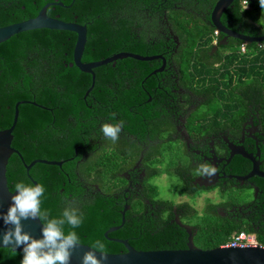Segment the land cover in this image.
Masks as SVG:
<instances>
[{
	"label": "trees",
	"instance_id": "obj_1",
	"mask_svg": "<svg viewBox=\"0 0 264 264\" xmlns=\"http://www.w3.org/2000/svg\"><path fill=\"white\" fill-rule=\"evenodd\" d=\"M217 1L197 0L198 7L208 13ZM192 2L0 0V27L34 18L44 5L54 4L46 11L48 17L86 27L81 62L93 63L122 52L167 57L163 36L156 34L149 39L145 30L150 23L154 24L152 28L156 27L165 15L181 41L175 56L181 86L206 96V109L216 114L221 113L222 106L225 109L236 104L242 110L247 97L252 96L261 103L260 113L264 117V42L243 44L231 38L228 47H219L217 62L221 64L214 67L208 52L221 35H215L209 25L210 14L203 20L187 12ZM220 22L241 35L264 36V7L259 0H234ZM75 42L72 32L37 29L0 43V131L11 126L16 103L34 102L42 108L19 105L11 146L26 165L35 160L62 162L60 167L36 163L27 173L20 158L11 155L6 167L9 190L16 191V183L42 184L45 191L40 207L48 213V219L61 218L66 207L76 208L83 222L75 229L65 224V234L75 231L80 244L88 247L99 240L107 254L126 252L123 245L112 239L126 240L137 251L186 249V232L171 221L173 207L181 212L180 219H197L193 244L199 249L217 248L240 232L254 235L264 247V196L259 200L255 218L240 222L220 217L209 201L202 212L189 203L176 204L159 198L152 201L159 192L150 185L147 197L158 206L156 218L150 212L144 215L145 209L138 199L124 201L125 181L120 170L137 152L127 155V145L119 139L115 143L107 139L109 145L99 148L93 141L103 135L100 128L105 123L123 121L124 130L138 133L148 117L145 114L151 113L144 104L146 99L162 94L158 88L163 86L164 73L153 74L160 66L159 60H116L93 69V87L86 95L92 77L71 65ZM199 117L197 113L191 114L189 126L199 130L203 123L194 122ZM160 128L161 125L154 126L151 136L160 134ZM155 149L160 167L150 176H176L184 184L182 192L192 197L194 194L188 191L177 164L183 149L168 141L158 143ZM90 151L92 154L78 163ZM260 186L264 191V180H260ZM125 204L129 209L124 213V223L105 237L109 228L121 224ZM22 258L23 253L0 249V264H21Z\"/></svg>",
	"mask_w": 264,
	"mask_h": 264
},
{
	"label": "flooded vegetation",
	"instance_id": "obj_2",
	"mask_svg": "<svg viewBox=\"0 0 264 264\" xmlns=\"http://www.w3.org/2000/svg\"><path fill=\"white\" fill-rule=\"evenodd\" d=\"M192 3L193 5L186 9L188 13L203 20L211 14V12H204L200 9L198 7L200 2L197 0H193ZM208 23L211 25L210 21ZM153 25L150 23L145 26L149 35L147 38L150 39L159 34L167 43V57L161 54L150 56L158 57L153 60L160 61V66L153 71V74L164 73L163 86L158 88L162 94H158L155 99L149 95L146 99L144 104L151 109V113L145 114L148 116L144 123L145 126L139 128L138 133L131 134L124 128L119 133V140L127 145L126 150L124 148L125 153L130 155L137 152L131 155L132 160H128L120 170L119 175L125 181L122 188L124 201L127 202L130 198L138 199L145 209L144 215L150 212V216L156 218V213L159 212L158 206L153 205L147 197L150 185L155 186L159 192L158 197L153 198L152 201L159 198L172 200L176 204L189 203L199 212H202L209 201L222 218L237 222L254 219L260 204L259 200L264 196V191L260 186V180L264 178L257 175L248 177L253 163L234 153L235 150L244 149L247 154L255 157L259 171L264 172V117L260 113L261 103L256 102L254 97L248 96L242 110L236 104L235 107L224 109L223 103L219 100L220 107L222 106L221 113L208 112L206 109L208 98L184 88L179 83L175 56L181 46V41L175 34L172 24L163 15L162 21L154 28L151 27ZM214 32L215 35H221V38L213 44L208 55L209 62L213 63L214 67H218L221 64L217 62L218 49L222 46L228 47L231 38L224 41L222 34L215 30ZM193 113L200 115L199 119L194 122L203 123L199 130L196 126L191 127L188 124L189 117ZM140 115L143 116L142 113ZM158 125H161L160 134L151 136V129ZM101 138L105 140L102 141ZM165 141L174 143V146L176 143L177 148H182L184 151L181 162L178 161L177 164L178 169H181V178L185 181L188 191L194 194L192 197L182 192L184 184L176 176L165 174L150 176L160 167V156L157 151L155 153V147L158 143ZM93 143L98 148L102 145H109L107 138L103 135ZM92 151L84 154L78 163L91 155ZM201 165L215 168V174L211 177L198 175L197 170ZM161 179L173 187H178L174 198L171 194L167 197L160 195ZM94 188L97 189V186L94 185ZM175 199L178 200L175 201ZM201 201L202 206L199 209L197 206ZM125 207L128 211L129 206L125 204L123 209ZM172 212L171 221L177 224L178 219L181 224L189 226L193 236L197 219L189 220L185 216L180 219L181 212L178 213L176 207L172 208Z\"/></svg>",
	"mask_w": 264,
	"mask_h": 264
},
{
	"label": "water",
	"instance_id": "obj_3",
	"mask_svg": "<svg viewBox=\"0 0 264 264\" xmlns=\"http://www.w3.org/2000/svg\"><path fill=\"white\" fill-rule=\"evenodd\" d=\"M234 0H218L214 5L211 14L210 22L214 30L224 36V41L228 38H233L241 41L243 44H260L264 42V36L249 37L238 34L227 29L221 22L220 18L223 12L233 3ZM54 4H46L38 12V14L31 19L11 24L5 27H0V43L7 41L12 36L37 29L59 30L68 31L76 35V42L73 49L72 64L83 73L89 74L92 77L91 87L87 90L86 95L93 87L94 74L93 69L103 65H107L116 60L131 58L137 61H151L158 57H142L132 53H118L114 54L102 61L93 63H82L81 57L86 43V27L75 24L63 22L57 18H51L46 15L49 6ZM62 6L61 3H56ZM22 104H31L33 106L41 107L34 102L20 101L14 106V116L11 126L8 129L0 131V241L3 235L9 231L13 226L5 225L3 216L12 203V196L16 195V191L11 192L7 186L6 167L11 155H17L23 162L19 152L12 148L13 129L15 127L18 117V107ZM42 108V107H41ZM234 154L250 160L253 163V168L248 177L257 175L264 178V172L259 171L258 162L254 159L253 155L247 154L244 149L240 148L235 150ZM258 155V154H257ZM36 163L61 166L62 162L35 160L29 165L23 162L26 172L31 169ZM33 186L37 183L32 181ZM127 207L121 212V224L117 227L108 229L104 236L114 232L120 228L124 222V213ZM23 232L29 234L34 239H42V222L39 219L21 220ZM177 225L185 230L187 233L186 249L183 250H157V251H137L132 248L125 240H112L124 246L126 252L120 254H107L97 252V257L100 259L101 264H264V247H246V248H226L217 247L209 250H202L194 246L191 228L183 225L177 219ZM90 247L79 244L74 249H71V256L69 264H82V258ZM0 249H10L13 252L23 253L22 248H13V246H4L0 242Z\"/></svg>",
	"mask_w": 264,
	"mask_h": 264
},
{
	"label": "clouds",
	"instance_id": "obj_4",
	"mask_svg": "<svg viewBox=\"0 0 264 264\" xmlns=\"http://www.w3.org/2000/svg\"><path fill=\"white\" fill-rule=\"evenodd\" d=\"M261 7H264V0H259ZM124 126L123 121L115 124L105 123L100 131L103 136L113 143L119 139V133ZM216 172L215 168L208 165H201L197 170L198 175L211 177ZM16 195L12 196V203L4 215L5 225L13 226L2 238L4 246L22 248L23 258L21 264H69L71 249L80 244L79 237L75 231L67 234L64 232V225L72 229L79 227L83 222L82 214L76 208L66 207L61 218L48 219V213L41 211L40 197L44 194L42 184L26 186L24 183L15 184ZM39 219L42 222V239H34L23 232L21 220ZM105 245L97 240L85 252L82 264H101L97 252L104 253Z\"/></svg>",
	"mask_w": 264,
	"mask_h": 264
},
{
	"label": "built area",
	"instance_id": "obj_5",
	"mask_svg": "<svg viewBox=\"0 0 264 264\" xmlns=\"http://www.w3.org/2000/svg\"><path fill=\"white\" fill-rule=\"evenodd\" d=\"M257 246H260V245L257 243L254 235L240 232L234 235L229 242L219 247L246 248V247H257Z\"/></svg>",
	"mask_w": 264,
	"mask_h": 264
},
{
	"label": "rangeland",
	"instance_id": "obj_6",
	"mask_svg": "<svg viewBox=\"0 0 264 264\" xmlns=\"http://www.w3.org/2000/svg\"><path fill=\"white\" fill-rule=\"evenodd\" d=\"M160 185H161L160 195L162 197H167L168 194H171V195H173L172 198H174V195H175L178 187H175V186L173 187V186L167 184L163 179H161ZM177 200L175 199V201H177ZM201 206H202V201L200 203H198L197 207L200 209Z\"/></svg>",
	"mask_w": 264,
	"mask_h": 264
}]
</instances>
